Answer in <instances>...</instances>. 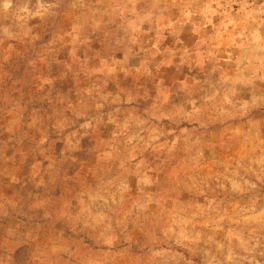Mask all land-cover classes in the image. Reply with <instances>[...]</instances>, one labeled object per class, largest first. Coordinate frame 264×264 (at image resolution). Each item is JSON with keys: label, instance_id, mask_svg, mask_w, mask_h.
Returning a JSON list of instances; mask_svg holds the SVG:
<instances>
[{"label": "clouds", "instance_id": "clouds-1", "mask_svg": "<svg viewBox=\"0 0 264 264\" xmlns=\"http://www.w3.org/2000/svg\"><path fill=\"white\" fill-rule=\"evenodd\" d=\"M0 264H264V0H0Z\"/></svg>", "mask_w": 264, "mask_h": 264}]
</instances>
